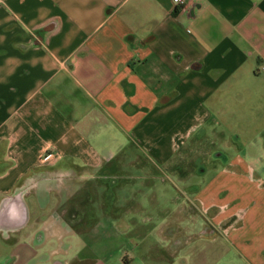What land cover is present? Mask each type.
<instances>
[{"label": "crops", "instance_id": "obj_1", "mask_svg": "<svg viewBox=\"0 0 264 264\" xmlns=\"http://www.w3.org/2000/svg\"><path fill=\"white\" fill-rule=\"evenodd\" d=\"M263 110L264 0H0V264H264V164L177 161Z\"/></svg>", "mask_w": 264, "mask_h": 264}, {"label": "rangeland", "instance_id": "obj_2", "mask_svg": "<svg viewBox=\"0 0 264 264\" xmlns=\"http://www.w3.org/2000/svg\"><path fill=\"white\" fill-rule=\"evenodd\" d=\"M262 114L264 117V110ZM262 120L263 122L261 123V126L259 125V127H251V126L240 127V130L244 132L240 133L241 135L239 136L235 135L236 128H233L234 126L230 125L229 124L230 122H227L226 120L222 121L220 126L217 125L214 128V130H212L211 128L210 129L211 132L210 133L208 132L207 137L204 136L203 142L201 144V150L204 151V154L207 157L206 160L205 158L204 159L202 158L200 159V162H198L199 161L198 157L196 159L189 157L187 158L186 154L183 151L182 156H180L177 160L180 161L178 164L181 165L182 169L185 170V171L181 170L182 173L181 176L184 177L188 172H190L187 178L191 180L190 183H192L193 185H191L190 187L187 185L185 186V184L182 183V185L185 186L186 188L184 187L185 192L180 190V193L183 192L187 196L189 195L191 197L195 195L196 192H194V194L192 195L191 191L192 189H194L193 188L194 186H197L196 183H198L200 179V175H199L200 167H207L208 171L205 174L206 182L213 177L214 175L213 169L214 168L219 169L223 163V158H215L216 151H220L222 154L231 155L232 156L231 160L237 163L249 162L254 166L259 165L261 167L262 164H264V118ZM240 122L241 123L250 122V119L247 121L242 120ZM231 123L233 124V121H231ZM142 160H143L142 164L144 169V175L140 178H137L138 183L140 182V180L144 181L143 183H141L143 184L142 188L144 189L142 193H148V192L153 193L157 195L159 200L169 201L170 197L167 196L168 194L165 191H160V189L154 190V188L149 190L150 186L148 187V185H151L153 182H149L151 178L148 179L147 173L152 174L155 168L146 158H143ZM164 175L163 176L164 179L166 178L165 180L166 183L173 185L171 176H168L165 173ZM119 177L121 176L117 175V176H113V178L110 179L111 180L110 183L114 185L115 188L120 184V182L118 181ZM161 177L162 176H159L158 180H160ZM174 179H177V177H175ZM161 183L163 182L161 181ZM108 208L114 210L113 207L111 208L110 206H108ZM157 210L158 209L150 208V211L153 212H157ZM175 211L176 212H174V214L177 215V209ZM196 213H197L196 216H198L199 224L197 223L192 225V230L195 229L199 230L202 227V222H204V217L201 215V213L198 211H196ZM195 226H197V228H195Z\"/></svg>", "mask_w": 264, "mask_h": 264}, {"label": "built area", "instance_id": "obj_3", "mask_svg": "<svg viewBox=\"0 0 264 264\" xmlns=\"http://www.w3.org/2000/svg\"><path fill=\"white\" fill-rule=\"evenodd\" d=\"M176 1H178V2H184L185 0H176Z\"/></svg>", "mask_w": 264, "mask_h": 264}, {"label": "trees", "instance_id": "obj_4", "mask_svg": "<svg viewBox=\"0 0 264 264\" xmlns=\"http://www.w3.org/2000/svg\"><path fill=\"white\" fill-rule=\"evenodd\" d=\"M127 262V258H124V264Z\"/></svg>", "mask_w": 264, "mask_h": 264}]
</instances>
